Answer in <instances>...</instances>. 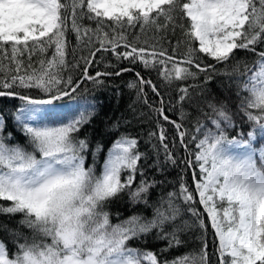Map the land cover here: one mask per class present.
I'll list each match as a JSON object with an SVG mask.
<instances>
[{"label":"snow or ice","instance_id":"obj_1","mask_svg":"<svg viewBox=\"0 0 264 264\" xmlns=\"http://www.w3.org/2000/svg\"><path fill=\"white\" fill-rule=\"evenodd\" d=\"M85 18L94 20L95 28L78 22ZM177 20L182 21L178 26L189 45L181 60L176 59L175 48L169 54V49L152 45L150 52L147 41L141 44L135 34L130 40L125 32L126 27L143 32L149 26L165 32L169 25L174 32ZM69 32L85 47L98 45L80 57L85 67L77 81L64 75ZM258 45H264V0H0V97L22 102L13 118L26 138L25 144L10 143L13 134H5L0 116V214L19 215L20 228L30 233L12 232L15 252L0 240V264H209L206 244L198 253L171 262L128 246L134 238L175 224L181 215L175 192L161 198L151 219L133 215L112 223L108 204L126 190L134 203L148 202L152 184L142 180L132 190L143 155L136 139L115 141L97 172L95 162L85 163L88 139L79 137L91 111L82 110L64 121L36 117L61 101L79 99L82 80L99 85L102 76L131 70L90 75L88 66L101 50H110L117 59L139 60L146 68L159 65L162 78L172 82L215 71L217 64H228L241 49L256 53L253 66L238 64L225 74L236 80L241 123L246 120L252 130L230 136L228 130L235 131L237 124L227 102L205 101L214 114L208 117L211 127L196 120L189 141L198 140L194 160L186 163L199 172H193L194 191L182 182L180 196L201 228L207 227L205 214L210 221L218 240V264H264V146H256L258 135L264 137V50L257 51ZM121 47L125 51H119ZM71 51L75 53L74 48ZM200 54L215 63L203 65ZM73 67H79V61ZM136 75L140 84L150 85L159 95L151 81ZM191 100L189 88H180L179 102ZM185 135L180 132L187 148ZM159 138L164 141L163 130ZM163 147L175 163L168 145ZM196 196L203 213L192 207ZM179 231L176 227L165 233L170 246L181 243Z\"/></svg>","mask_w":264,"mask_h":264},{"label":"trees","instance_id":"obj_2","mask_svg":"<svg viewBox=\"0 0 264 264\" xmlns=\"http://www.w3.org/2000/svg\"><path fill=\"white\" fill-rule=\"evenodd\" d=\"M70 20L71 17L69 18V27ZM78 22L89 28H95L96 26L94 20L90 21L86 18ZM181 22L177 20L174 32L171 25L165 32L157 31L152 26L146 27L143 32L139 27H126L125 32L130 40L133 39V34H135L140 38L141 44L147 41L150 52L153 50L152 45H156V48L169 49V54H172L171 49L175 48L176 59L181 60L189 47L185 43L181 28L178 26ZM105 30L110 29L106 28ZM67 39L69 49L67 56L68 68L65 70L64 75L65 78L71 75L73 80L77 81L82 77L85 67L80 57H87L89 51H94L98 45L93 44L85 47L84 42H77L76 34L73 32L67 34ZM73 48L75 53L71 51ZM260 50H264V45L257 46V51ZM119 51L123 52L125 49L121 47ZM48 55L50 56L51 52ZM156 59L161 58L157 57ZM256 59V53L244 49L237 50L234 58L228 64H217L215 71L197 73L195 78L183 81L167 82L160 75L159 65L146 68L139 60L133 63L128 59H117V56L110 50H101L96 53L93 63L88 66L90 75L94 76L97 72L114 73L120 69L131 70L121 72L119 76H102L100 79L103 82L99 85L90 80H82L78 90L79 99L75 100L76 104L71 108V111L58 112L54 116L46 115L37 120L64 121L78 115L82 110L91 111L93 115L89 123L81 129L79 137L88 139L89 149L86 153L85 163L87 166H92L95 162L97 172L102 169L108 151L115 141L121 137L136 139V147L143 155L138 162L132 190L134 191L142 180L152 184L147 196L148 202L147 204L142 201L134 203L130 200L129 192L126 190L108 204L107 210L111 213L112 223H119L133 215L151 219L154 207L159 204L161 198L166 200L169 192H175L177 194L175 202L181 210V215L175 224L166 225L163 231L155 229L146 235L134 238L128 242V246L141 252L152 251L157 254L161 262H171L177 257L189 253H198L206 244L209 264H218V253L216 251L218 240L211 228L210 221L207 220L205 214L204 219L207 227L206 229L200 227L199 220L192 212L188 211L189 205L185 204L180 196V186L183 182L190 191H194L193 172L198 173L199 169L195 165L192 167L187 166L186 162L194 160L195 145L198 140L191 143L189 141L196 120L199 119L211 127V124L208 123V117H212L214 114L206 106L205 101L222 100L227 102L229 112L234 114L233 119L237 124L235 131L228 130L230 136L240 131L246 133L252 130L251 125L246 120L243 124L241 123L243 118L237 109L239 100L236 95V80L235 78L230 80L225 73L230 72L238 64L242 66L247 63L249 67H252ZM199 60L203 65L215 63L211 57L204 54L199 55ZM77 61H79V67H73ZM193 70L195 71V69ZM136 73H139L145 81H151L156 86L159 95L153 91L150 85L140 84ZM206 76H210L211 79L206 80ZM182 87L189 88L192 96L190 102H179L180 88ZM17 91L23 90L17 89ZM33 94L35 95V93ZM66 101L69 100L66 99L59 103ZM21 103L18 98L0 97V116L5 121V134L7 132L13 134L10 143H26V138L13 118V114ZM160 109H163V112ZM200 109H203V112L208 115H203ZM164 116H167L168 120H165ZM172 121H175V124ZM176 124L181 125V127L177 129ZM161 130H163L165 137L163 142L159 138ZM182 131H186L184 144L187 145V148L181 144L180 132ZM163 144L168 145V150L173 153L176 160L175 163L167 158ZM98 145L101 147L99 151H96ZM256 146L260 147L259 144H256ZM127 175V171L122 174L123 178H126ZM198 199V196H196L197 203L193 204L192 207L203 213V205L198 203ZM20 219L19 215L0 214V240H3L13 252H15V237L12 232L23 231L25 235H30L26 229L20 228ZM176 227L180 228L178 238L181 243L176 245L173 242L170 246V241L165 238V233L173 232Z\"/></svg>","mask_w":264,"mask_h":264},{"label":"rangeland","instance_id":"obj_3","mask_svg":"<svg viewBox=\"0 0 264 264\" xmlns=\"http://www.w3.org/2000/svg\"><path fill=\"white\" fill-rule=\"evenodd\" d=\"M60 104H57L55 107H54V110H52L51 112H45V113H40L37 115V119L38 118H43L45 117L47 114H50L51 116H54L59 110H60ZM73 107V104L71 102H68V103H65V110H68L70 108ZM257 139L260 141L259 145L260 146H264V137H261L258 135Z\"/></svg>","mask_w":264,"mask_h":264}]
</instances>
